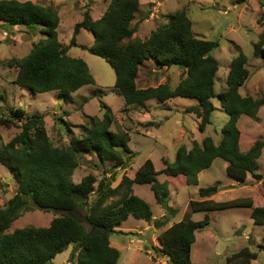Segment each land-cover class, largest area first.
<instances>
[{
  "label": "trees",
  "instance_id": "obj_1",
  "mask_svg": "<svg viewBox=\"0 0 264 264\" xmlns=\"http://www.w3.org/2000/svg\"><path fill=\"white\" fill-rule=\"evenodd\" d=\"M140 2L112 0L98 20H93L87 11L83 20L76 24L69 46L65 47L59 40L60 17L56 9L31 1L0 0L2 25L25 28L32 34L46 36L34 44L26 57L10 62L18 69L14 84L36 94L58 91L66 102L73 103L75 93L95 84L87 63L68 54L69 49L79 47L105 60L115 70V87L127 105L139 107L151 100L166 103L175 98L195 100L197 104L187 111L200 120L198 129L201 133L212 123V114L216 110L212 101L218 98L229 116L222 129L221 142L217 144L208 136L191 149L181 146L173 162L164 161L162 171H158L149 159L133 179L124 177L116 188H111L109 180L98 182L94 175L74 184L71 178L79 167L80 155L95 154L101 163H115V168H125L136 157L129 148V134L112 131L115 119L109 109L103 119L87 118L83 136L72 139L67 147L62 148L51 142L44 125L45 115L25 116L22 109L12 111L9 117L0 114V127H17L19 122L22 123L21 132L0 148V160L18 183L17 194L0 207V264H52L57 255L71 246L74 247L70 257L72 264H117L121 254L111 246L109 239L110 234L119 232L117 227L130 217L154 221L157 228L168 223L166 217L154 219L150 205L135 195L132 188L133 185H150L157 204L171 212L170 182L158 181L160 175L176 179L182 177L187 185L197 186L199 174L209 169L217 159H223L228 164V177L238 184L242 185L248 175L257 181L263 180L256 171L264 141H256L247 152L240 150V118L247 116L259 121L257 113L264 106V96L255 99L240 93L250 75L246 68L247 56L241 53L233 60L226 81L227 90L217 95L219 64L213 53L218 43L197 38L185 10L172 15L168 23L159 26L148 39H135L138 24L133 23L140 10ZM81 30L93 35L94 43L90 47L77 43ZM126 40L129 42L124 44ZM263 47L264 38L256 45L257 53L260 52L264 59ZM145 64L159 69L179 67L185 71V76L175 88L168 83L139 88L137 79ZM124 187L126 191L120 199L106 205L107 200L117 197ZM218 192L219 183L200 188L199 196L203 200H192L189 207L193 214L204 213V220L180 221L159 237L162 252L172 264H193L192 248L196 234L209 226V214L212 212L249 208L252 209L254 223L264 226V207L254 208L251 200L218 202L211 199ZM91 196H94L92 200ZM29 201L40 211H53L60 215L51 221L49 227H25L6 233L27 210ZM74 208L85 211L92 223L105 227L106 237L86 239L89 226L79 224L67 215ZM257 258L256 253L244 249L229 261L251 264Z\"/></svg>",
  "mask_w": 264,
  "mask_h": 264
},
{
  "label": "rangeland",
  "instance_id": "obj_2",
  "mask_svg": "<svg viewBox=\"0 0 264 264\" xmlns=\"http://www.w3.org/2000/svg\"><path fill=\"white\" fill-rule=\"evenodd\" d=\"M18 1H31L56 9L60 17L59 40L67 47L74 36L76 24L83 20L84 14L88 11L93 20H98L112 0ZM140 5L133 23L138 24L135 39H148L154 30L168 23L172 15L185 10L192 21L196 37L215 41L219 45L213 53L219 64L216 75L217 95L227 90L226 81L232 62L243 53L248 58L246 68L250 75L240 93L255 99L264 96V59L256 50V45L264 38V0H141ZM45 37L21 27L7 28L0 23V114L9 117L12 111L22 109L25 116L45 115L44 125L51 142L62 148L67 147L72 139L83 136L87 118L103 119L109 109L115 119L112 131L128 133L129 148L136 154L125 168H115V163H101L95 154L80 155L79 167L71 178L74 184H79L88 175H94L98 182L109 180L111 188H116L124 177L133 179L137 170L149 159L158 171H162L165 168L164 161L173 162L181 146L191 149L195 143L200 144L208 136L217 144L221 142L222 129L229 116L220 106L218 98L212 101L216 108L212 114V123L201 133L198 129L200 120L187 111L197 104L195 100L175 98L166 103L151 100L139 107L127 105L115 87V70L105 60L79 47L69 49L68 54L87 63L95 84L85 86L75 93L73 103L66 102L58 91L36 94L14 84L18 69L15 64L10 65V62L26 57L34 44ZM128 42L126 40L124 44ZM77 43L90 47L94 37L90 32L81 30ZM184 76L185 71L179 67L159 69L145 64L140 69L137 84L139 88H147L168 83L171 88H175ZM257 117L259 121L247 116L239 120L242 152H247L256 141H264V106L259 109ZM21 124L19 122L17 127H0V148L21 132ZM257 163L256 173L262 175L263 180L257 181L248 175L242 185L228 177V164L223 159H217L209 169L199 174L197 186L187 185L186 179L182 177L158 176V181L170 182L171 212L157 204L150 185H133V193L150 205L154 219L163 220L166 217L168 223L157 228L154 221L146 222L130 217L117 227L119 232L109 235L111 246L121 254L117 264H172L162 252L159 237L180 221L204 220V213L193 214L189 207L190 201L203 200L199 196L200 188L219 183V192L211 199L218 202L251 200L254 208L264 207V149ZM125 191L124 187L117 197L109 198L106 205L120 199ZM17 192L18 183L13 173L0 160V207H4ZM93 198L91 196V200ZM79 211L87 215L85 211ZM251 213L252 209L249 208L210 213L209 226L196 234L192 248L193 264H234V261L230 263L229 260L244 249L258 255L251 264H264V226L256 225ZM59 215L53 211H40L29 201L27 210L6 233L25 227H49L51 221ZM73 250V246L69 247L57 255L52 264H72L70 257Z\"/></svg>",
  "mask_w": 264,
  "mask_h": 264
},
{
  "label": "water",
  "instance_id": "obj_3",
  "mask_svg": "<svg viewBox=\"0 0 264 264\" xmlns=\"http://www.w3.org/2000/svg\"><path fill=\"white\" fill-rule=\"evenodd\" d=\"M67 215L70 216L71 218H73L79 224H84V225H87V226H89L91 228V230L89 231L86 239L93 238L95 236H100L102 238L106 237L107 229L105 227H103V226H100V225L92 223L89 220L88 215H84L77 208H74V209L68 211Z\"/></svg>",
  "mask_w": 264,
  "mask_h": 264
}]
</instances>
